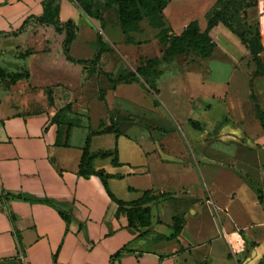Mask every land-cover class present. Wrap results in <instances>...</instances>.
Masks as SVG:
<instances>
[{
	"label": "crops",
	"instance_id": "0c3cea01",
	"mask_svg": "<svg viewBox=\"0 0 264 264\" xmlns=\"http://www.w3.org/2000/svg\"><path fill=\"white\" fill-rule=\"evenodd\" d=\"M44 1L0 0V44L4 40L28 44L38 31H49L48 37H41L46 40L55 41L53 36H59L55 51L48 50L39 62L41 72L29 69L28 77L14 78L6 90L0 87V264H264V134L252 137L245 129L247 113L231 115L232 126L224 130V135L245 145L246 151L243 147L240 152H230L190 146L192 151L198 150V162L194 155L198 168L192 171L185 165L182 174L195 175L197 196L176 215L174 207L181 194L171 195L166 190L163 173L157 175L163 169L151 160L153 153L163 152V144L156 149L134 148L133 154L125 156L120 145L124 132L115 122L118 113L127 110L114 104L110 122L103 110L98 125L86 130L80 117L74 116L79 114L75 106L85 105L84 100L58 91L63 85L70 86L51 76L56 70L54 59L74 61L63 51L65 31L59 33L53 24L38 21L44 13ZM59 3V20L74 22L78 37L81 10L70 0ZM172 4L165 7L166 15ZM169 17L176 34L189 23L175 17L174 12ZM206 24L205 19L199 20L201 30ZM209 34L216 43L213 56L219 50L237 63L250 54L223 23ZM74 42L68 54L83 59L73 55ZM105 56L101 55L91 73L104 70L100 62L104 63ZM83 65L91 71L90 65ZM7 70L0 67V81L8 77ZM14 72L20 73L16 68ZM79 72L84 80L86 70ZM233 73L246 75L244 82L233 78L232 82L243 86L248 97L253 94L255 79L264 76L251 78L252 71L237 67ZM122 86L134 88L131 83H121L109 96L119 97ZM81 109L87 114H80L92 119L90 107ZM191 109L196 111L197 107ZM112 123L116 131H105ZM80 126L83 129L79 132ZM202 127L197 121L196 128ZM88 140V151L95 156L90 167L119 176L108 178V186L118 199L134 201L147 190L157 195L149 203V225L131 226L127 215L118 213V204L101 178L80 173ZM101 141L109 144L99 145ZM105 153L107 156H102ZM156 155L160 159L156 165L170 162L168 156ZM181 185L184 190V179Z\"/></svg>",
	"mask_w": 264,
	"mask_h": 264
},
{
	"label": "rangeland",
	"instance_id": "374dc122",
	"mask_svg": "<svg viewBox=\"0 0 264 264\" xmlns=\"http://www.w3.org/2000/svg\"><path fill=\"white\" fill-rule=\"evenodd\" d=\"M70 1L81 10L83 15L79 24L80 35L74 39L73 55L90 59L103 46L105 49L103 53H106V56L104 63L100 62L104 70L100 69L98 73H94L95 71L91 73L87 69L89 67L79 62L73 64L65 62L62 58L54 59L56 70L50 72L51 76L61 78L70 86L63 85L58 91L84 100L85 105L75 106V113L79 114L74 116L80 117L78 120L84 123L83 127L86 130H92L98 125V117L103 110L107 112V122H110L109 111L112 112L111 107L114 104L127 110L118 113L115 122L124 132L120 145L125 156L133 154L134 148L156 149L163 144V152L160 150L153 153L151 160L155 166L163 169V172L159 171L157 175L163 173L166 190L171 191V195L181 194L174 207L176 215L181 214V210L193 203L194 197L197 196L198 184L195 175L187 172L184 177L182 174L185 165H190L192 171L198 168L196 163L200 160L198 150L192 151L190 146L197 144V148L201 145L204 150L230 152H240L243 147V152L246 151V146H243L239 140L235 141L224 135V130L232 126L231 115L242 112L248 115V119L244 122L247 124L245 129L252 137H256L257 133L264 134L259 115V112L264 113L262 110L264 109V76L255 79V87L251 88L253 94L248 97L246 89L241 85L235 86L232 78L241 82L246 78L242 73H233L235 67L244 72L247 69L256 71V61L252 60L250 54L237 63L219 50L207 59L193 52L165 61L163 59L165 46L158 39L161 28L153 26L148 17H143L138 29L126 33L122 28L119 6L115 0H92L93 16L88 15L75 0ZM217 1L171 0L169 3L173 4L167 15L165 11L163 12L164 26L175 30L171 26L172 23L170 24L172 21L169 17L173 12L175 17L189 22L206 20L207 12ZM256 2L258 4L253 5ZM59 4L61 7V3ZM220 10L223 19L234 29V34L241 32L246 39L260 30L264 38V0H222ZM159 11L158 8L153 13L155 17H158ZM36 35V38L29 40L28 44L27 42L17 44L11 40H4L0 44V67L8 69L9 73L7 78L0 81V87L4 90L9 88L11 80L17 75L28 77L29 69L34 70L36 74L41 72L39 62L44 53L48 50L55 51L54 48L59 45L57 35L53 36L56 38L55 41L41 38L49 36L47 30L38 31ZM99 37H102L100 41ZM149 59H153L152 62L148 63ZM146 64L153 65L151 70L147 74L137 73V69ZM15 68L20 71L19 74L14 72ZM79 69L86 70L87 77L84 80L80 76ZM133 76H136V79ZM252 76L253 73L251 78ZM116 78L134 79L130 82L134 88L122 86L124 88L121 89L119 97L109 96L111 90L124 83L113 81ZM230 83L232 85L229 87ZM186 98L192 101L189 102ZM82 107H90L91 120L88 119V115L80 114V112L87 114V111L81 109ZM192 107H197V110L194 111ZM188 117H195L197 120ZM197 121L202 124L203 130L196 128ZM81 127L78 128L79 132L83 129ZM143 134L145 138L141 137ZM98 144L109 143L101 141ZM250 152L253 157L252 151ZM156 154L168 156L170 162L156 165L160 160ZM194 155H197L196 161ZM113 177L119 178L118 175ZM183 179L186 184L184 190L181 185ZM182 191H186L187 194L181 193Z\"/></svg>",
	"mask_w": 264,
	"mask_h": 264
},
{
	"label": "trees",
	"instance_id": "16d2710c",
	"mask_svg": "<svg viewBox=\"0 0 264 264\" xmlns=\"http://www.w3.org/2000/svg\"><path fill=\"white\" fill-rule=\"evenodd\" d=\"M60 0H45L44 1V13L42 16L38 17V21L42 23L53 24L56 28V31L59 33H63L65 31V38L63 41V51L66 54V57L70 61L79 62L82 64L90 65L91 72L95 70L96 65L99 63L101 59L102 53L105 51L104 47L101 46L94 57L88 60L83 59H73L68 54V49L70 44L76 37L77 26L74 22H61L59 20V12H60ZM79 3L81 8L90 16H93V11L91 8L92 0H75ZM171 0H115L118 3L119 13L121 25L124 32L128 33L130 31L136 30L139 28V22L143 19V17H148L150 19V23L153 26L160 27L161 30L158 33V39L165 46V51L163 55V59L165 61L174 60L175 57L179 55H188L195 52L198 56L203 59L209 58L216 46V43L210 36V31L213 27H215L219 23H223L227 26L232 32L235 33L234 29L227 23L226 20L223 19L222 13L220 10V5L222 0H218L216 4L207 12L206 14V28L201 30L198 20H192L187 24L184 30L180 34H176L171 28L165 27L163 18V11L165 7ZM258 2L253 3V5H257ZM160 9L158 13V17L154 16V12L157 9ZM157 18V19H156ZM157 20V21H155ZM236 34L241 38L242 42L245 44L247 49L250 52L252 60L256 61L257 68L256 71L253 72V76L264 74V61L261 54L264 52V38L263 33L258 30L254 35L250 38H243V34L241 32H236ZM102 37H99V41ZM155 59V58H154ZM153 59L147 60V62H152ZM158 60V59H155ZM153 66V65H152ZM151 65H144L137 69V73L147 74L151 68ZM260 67H262L260 69ZM21 75H17L16 78ZM134 77V76H133ZM136 79V76L134 77ZM134 79H120L116 78L113 81L115 82H124L130 83ZM262 126L264 128V118L263 113L259 112ZM112 125L105 129V131L111 132L116 131L115 125ZM89 140L87 141V147L85 148L80 173L83 175L89 174H97L109 196L118 204V213H125L128 217L129 224L133 227L139 226H147L150 224L151 219V207L149 203L154 200L157 195H154L151 190H147L142 197L134 201H123L118 199L110 190L108 186V178L116 176L113 174L106 173L104 170H95L90 167L91 161L94 159V155H90L88 151ZM102 156H107V154H102ZM113 163L118 164L117 155L113 158ZM20 198V197H18ZM176 224H178V218H175Z\"/></svg>",
	"mask_w": 264,
	"mask_h": 264
}]
</instances>
